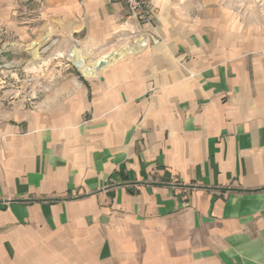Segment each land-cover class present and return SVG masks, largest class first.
I'll return each instance as SVG.
<instances>
[{
  "label": "crops",
  "instance_id": "0c3cea01",
  "mask_svg": "<svg viewBox=\"0 0 264 264\" xmlns=\"http://www.w3.org/2000/svg\"><path fill=\"white\" fill-rule=\"evenodd\" d=\"M84 8L71 34L135 48L0 109V264H264V26L224 0Z\"/></svg>",
  "mask_w": 264,
  "mask_h": 264
},
{
  "label": "rangeland",
  "instance_id": "374dc122",
  "mask_svg": "<svg viewBox=\"0 0 264 264\" xmlns=\"http://www.w3.org/2000/svg\"><path fill=\"white\" fill-rule=\"evenodd\" d=\"M69 1L0 0L1 110L38 106L65 90L66 81L90 79L75 66L73 50H79L88 62L135 46L134 39L124 43L118 26L106 39L90 38L87 28L71 34L72 24L78 22L81 27L89 17L84 8L87 0H77L80 12L76 17L65 11L60 17L56 11ZM224 1L240 30L264 26V0ZM56 17L68 23H56Z\"/></svg>",
  "mask_w": 264,
  "mask_h": 264
},
{
  "label": "bare ground",
  "instance_id": "6f19581e",
  "mask_svg": "<svg viewBox=\"0 0 264 264\" xmlns=\"http://www.w3.org/2000/svg\"><path fill=\"white\" fill-rule=\"evenodd\" d=\"M141 44L145 45V43L143 41L141 42ZM35 55H36V57H38L37 53ZM70 55L73 58L75 66L80 69V71L83 73V75L88 77V78H92L96 74L97 68H99V62L101 60L108 62L109 59L116 57L115 55L121 56L122 53H118V52L115 54L112 53V55H110V56H104L99 60L88 61V62L86 61V58L81 55L79 50H73Z\"/></svg>",
  "mask_w": 264,
  "mask_h": 264
},
{
  "label": "built area",
  "instance_id": "2783aa9c",
  "mask_svg": "<svg viewBox=\"0 0 264 264\" xmlns=\"http://www.w3.org/2000/svg\"><path fill=\"white\" fill-rule=\"evenodd\" d=\"M122 1L127 5L129 16L132 19H137L144 15L150 0H117Z\"/></svg>",
  "mask_w": 264,
  "mask_h": 264
},
{
  "label": "water",
  "instance_id": "95a60500",
  "mask_svg": "<svg viewBox=\"0 0 264 264\" xmlns=\"http://www.w3.org/2000/svg\"><path fill=\"white\" fill-rule=\"evenodd\" d=\"M104 63H105V61H104V60H101V61L99 62V67H101L102 65H104Z\"/></svg>",
  "mask_w": 264,
  "mask_h": 264
}]
</instances>
